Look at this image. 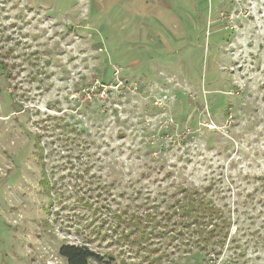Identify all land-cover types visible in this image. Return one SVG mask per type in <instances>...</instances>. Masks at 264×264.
I'll list each match as a JSON object with an SVG mask.
<instances>
[{"label":"rangeland","instance_id":"374dc122","mask_svg":"<svg viewBox=\"0 0 264 264\" xmlns=\"http://www.w3.org/2000/svg\"><path fill=\"white\" fill-rule=\"evenodd\" d=\"M246 103L263 112L264 0H0V264H65L63 244L110 264H264V140L220 148ZM171 182L228 208L213 253L185 256L212 221L161 218L142 247L114 230Z\"/></svg>","mask_w":264,"mask_h":264},{"label":"trees","instance_id":"16d2710c","mask_svg":"<svg viewBox=\"0 0 264 264\" xmlns=\"http://www.w3.org/2000/svg\"><path fill=\"white\" fill-rule=\"evenodd\" d=\"M262 107L261 109L263 110V112L260 113L259 108H250L247 103L242 104L236 111L235 118L231 119L230 122L226 121V132L224 134L221 133V136L224 135L221 137L223 146L220 148L225 150L228 147H233L235 149V143L237 144L236 154L238 150H241V154L243 152L242 143L245 141L248 142L250 137L254 136L255 139L261 137V139L263 138L264 140V126L263 131H261L260 133H258L257 131H253V129L257 125H264V106ZM259 115H262V118H259ZM211 116L213 117L214 114L211 113ZM242 119H244V122H246L247 125L241 124ZM185 121L186 120H184V122ZM188 121L185 122L186 130L191 131L194 129V127L192 126L191 122L189 123ZM70 127H72L76 132L80 131H77L76 127ZM254 132L256 133L252 134ZM209 133L216 135L219 132L212 130L209 131ZM65 136L69 135L67 134ZM38 138L39 136H34L33 138V149H36L35 151H37H34V153L35 155H38V165L41 169L42 179L40 180L39 184L42 188L48 189L50 187V181L45 175V169L43 168V166L41 167V163L43 162H40L42 148L38 145ZM262 151L264 153V148ZM164 176L165 179L169 180L171 177H173V172H166ZM177 180H181V178ZM182 183H185V181H183ZM182 183L171 182L167 184L164 188H162V191L161 193H159V195L151 199L147 197L145 198L144 202L138 203L135 211H133L132 213L129 212L128 207L121 209L119 208L117 210L118 216H116L117 222L114 224V230L117 231L121 227V225L124 224L125 228L122 229V233L123 231H126L125 236L120 235L119 237L129 239L131 235L135 234L138 231L139 234L136 236L137 238H134L133 241L139 242L138 245L142 247L144 241H141L144 234L147 237H152L160 236L161 234L163 235V233H166L162 230L164 226L160 225V221H164L161 218H169L170 216L171 219L176 218L179 220V223L182 224L181 228L189 226L190 224H192L191 226H196L197 223L199 224L198 226H202L205 228V226L209 224L208 222L212 221L213 225L211 224L208 230L201 229L194 231L196 232L195 237H198L195 241H198L199 245L196 247V249H190L185 252V256H190L191 254H193V252L199 253L202 256H206L210 252L213 253V249L218 246V242L219 244H222V237H225L228 233L229 224L227 223V218H229V214L228 211H226L228 210V208H226V206L224 205H219L220 199H208L207 195L209 194L211 196L212 193L210 185L205 186L202 189H189ZM110 186L112 185L110 184ZM103 188L110 190V187ZM135 191V199L139 200L141 189L138 188ZM118 195L122 197L123 193H120ZM248 200H253L252 195L248 196ZM224 211L226 212L224 213ZM157 218L159 220H157ZM219 221L222 222L220 223ZM176 223L178 222L173 221L172 225L175 226ZM146 229L149 230V232H146ZM178 234L182 235V231L179 230ZM176 237L177 235H174L172 238L174 239ZM214 238L218 239L216 242L214 241L211 243L212 239L215 240ZM210 246L212 247L210 248ZM209 248L210 250H207ZM215 252L219 253L217 251ZM58 256L63 259L65 264H110L108 261H105L104 256L93 252L87 246L83 245L77 246L63 244L58 248ZM165 256L166 258L168 257L166 254ZM166 263L174 264L172 260H167Z\"/></svg>","mask_w":264,"mask_h":264},{"label":"built area","instance_id":"2783aa9c","mask_svg":"<svg viewBox=\"0 0 264 264\" xmlns=\"http://www.w3.org/2000/svg\"><path fill=\"white\" fill-rule=\"evenodd\" d=\"M154 104H155L156 106H158V107L161 106V103H160V102H159V103H158V102H155Z\"/></svg>","mask_w":264,"mask_h":264}]
</instances>
